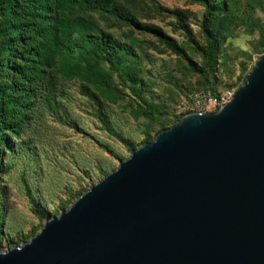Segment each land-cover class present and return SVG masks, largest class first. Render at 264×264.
I'll return each mask as SVG.
<instances>
[{
  "label": "rangeland",
  "instance_id": "1",
  "mask_svg": "<svg viewBox=\"0 0 264 264\" xmlns=\"http://www.w3.org/2000/svg\"><path fill=\"white\" fill-rule=\"evenodd\" d=\"M28 1L18 0L20 15L29 13ZM220 2L205 23L216 38L212 68L202 54L209 42L200 26L204 7L192 0H108L106 8L73 3L57 11L70 22L58 37L72 48L71 67L59 46L46 50L42 76L30 65L28 80L18 83L31 95L11 92L25 101L24 119L14 126L7 115L0 118L14 126L2 129L0 145V250L28 241L130 149L186 114L215 111L208 93L232 95L244 82L264 55V0ZM4 23L0 17V30ZM98 31L120 47L123 59L107 60L83 40ZM4 41L0 33V59ZM6 78L0 75V87Z\"/></svg>",
  "mask_w": 264,
  "mask_h": 264
},
{
  "label": "water",
  "instance_id": "2",
  "mask_svg": "<svg viewBox=\"0 0 264 264\" xmlns=\"http://www.w3.org/2000/svg\"><path fill=\"white\" fill-rule=\"evenodd\" d=\"M0 264H264V55L228 102L130 149Z\"/></svg>",
  "mask_w": 264,
  "mask_h": 264
},
{
  "label": "trees",
  "instance_id": "3",
  "mask_svg": "<svg viewBox=\"0 0 264 264\" xmlns=\"http://www.w3.org/2000/svg\"><path fill=\"white\" fill-rule=\"evenodd\" d=\"M204 7V14L200 21L202 32L209 40L207 47L202 52L209 68L213 67L212 53L216 49L215 35L207 32L205 23L210 18L212 13L220 7L221 0H192ZM18 0H0V17L4 20V26L0 33L5 40L3 42V59H0V75L6 76L3 85L0 87V118L13 119V124L21 122L24 119L22 109L25 104L22 100L18 101V97L12 96L22 95L26 91V96L31 95L32 89L20 86L22 80H25L28 75L25 70L30 65L34 67V76L41 77L43 74L42 64L45 59L46 50L51 47L59 46L62 49L63 64L66 68H70L69 58L72 53L71 46L67 45L66 40H61L58 37V32H61V26L67 28L70 22L66 17L58 18L57 11H62L65 5L73 3H81L83 5L101 6L106 8L108 0H29L26 3L28 14L20 15L17 10ZM33 31L30 35L27 30ZM61 35V34H59ZM158 39L165 43L170 48L177 50L171 40L162 35H158ZM83 40L86 41L93 50L102 54L107 60H121L123 53L120 47L110 38L107 33L98 31L95 34H83ZM21 45L19 52H16V46ZM18 60V64L15 61ZM7 93L8 95H5ZM16 109V110H14ZM100 119L104 126H107L108 121L104 115L100 114ZM14 126L8 124L3 126L0 124V145L5 143L2 138V129L6 128L9 131H14Z\"/></svg>",
  "mask_w": 264,
  "mask_h": 264
},
{
  "label": "built area",
  "instance_id": "4",
  "mask_svg": "<svg viewBox=\"0 0 264 264\" xmlns=\"http://www.w3.org/2000/svg\"><path fill=\"white\" fill-rule=\"evenodd\" d=\"M230 97H231V94L230 93L228 95L219 96V97L211 96L209 93L206 96H204V98H206V102L208 104H210L211 107L213 109H215V110L217 108L221 107L226 102H228V100L230 99Z\"/></svg>",
  "mask_w": 264,
  "mask_h": 264
}]
</instances>
